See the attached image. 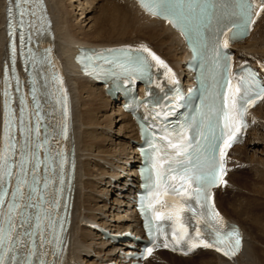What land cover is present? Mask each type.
Listing matches in <instances>:
<instances>
[{
  "label": "snow or ice",
  "instance_id": "6c2138e0",
  "mask_svg": "<svg viewBox=\"0 0 264 264\" xmlns=\"http://www.w3.org/2000/svg\"><path fill=\"white\" fill-rule=\"evenodd\" d=\"M139 2L151 14L163 16L185 34L194 33L197 44L193 49L194 54L208 47V37L205 33L215 26L216 41L213 51L217 58V67L222 68L215 85V103L210 108L211 115L207 122L210 135L202 133L204 143L197 141L193 146L188 142L184 132L175 140L161 137V140H165L166 147L150 142L153 151L149 156L151 166L146 185L148 191L142 203L149 230L151 232L154 228L156 232H163L161 222L171 221L172 243L165 239L164 248L171 247L172 250H176L182 243H187L188 251L197 247L213 248L231 258L240 250V233L236 228L224 231L223 218L215 211L212 203L211 189L225 183L227 149L238 142L239 135L247 129L245 117L249 108L254 106L257 100H264V84L250 70L241 69L239 73H233L231 65L227 63L230 57L224 55L222 64L219 49L228 48L230 40L246 34L255 23L253 16L259 17L264 12V0H139ZM29 5L32 7H28ZM41 8L42 0H14L13 7L7 9L10 28H13V9L19 17L22 46L25 26L32 27L34 24V21L26 18L37 16ZM223 19H227V25L223 24ZM12 34L13 32L9 33ZM221 34L224 37L222 40L219 38ZM12 53L14 73V46ZM141 53H146L147 56L140 55ZM149 57L157 66L165 68V75L175 82L171 69L150 49L143 46L135 50L118 49L111 57L103 59L106 64L119 69L110 71L109 75L140 76L146 75L151 67ZM92 63L94 65L95 61ZM91 71L96 73L97 69L92 67ZM13 78L17 79L19 91V80L15 76ZM8 79L6 68L4 130L0 146V264H50L44 259L48 254L44 251L45 244L52 243V240L46 241V230L52 231L56 243V249L52 253L54 256L61 251L59 246L62 240L60 232L55 229L56 217L53 215L55 208L60 205L59 197L57 196L55 201L47 199L50 180L47 172L49 157L45 145L48 141L45 139L41 143L39 140L38 111L35 113L37 117L35 130L26 123L27 105L23 97L20 99L21 108L17 123V117L11 108ZM55 79L60 83L63 92L62 80L59 77ZM35 101L33 89V102ZM57 103L62 108L60 135L67 140L70 115L66 93L62 99L57 100ZM33 131L36 134L35 139L32 137ZM17 132L21 138L19 140ZM40 150L45 152L43 159L40 158ZM57 155L60 157L61 170L59 182L60 185H64L65 156L63 151ZM41 165L45 168L43 178L40 176ZM68 184L70 188V179ZM56 191L59 194L62 189ZM192 201L195 202V206L190 203ZM196 208L207 209L208 214L205 215L204 211L197 213ZM189 211L196 224L194 235L189 230L188 217L185 216ZM202 224L206 225V229L200 227ZM207 229H211L215 239L205 238ZM63 230L61 220L60 231ZM37 236L38 243L35 239ZM159 246L154 241L153 245L146 249L145 258ZM183 254L186 255L187 252Z\"/></svg>",
  "mask_w": 264,
  "mask_h": 264
},
{
  "label": "bare ground",
  "instance_id": "6f19581e",
  "mask_svg": "<svg viewBox=\"0 0 264 264\" xmlns=\"http://www.w3.org/2000/svg\"><path fill=\"white\" fill-rule=\"evenodd\" d=\"M46 1L56 38L54 45H56L57 53L60 54L63 63L66 65L70 64V58L68 59L67 57L68 53H71L77 45L120 44L130 41L132 45L146 47L159 57L161 55L167 62L173 63L174 66L171 65V68L174 67L176 70L181 69L179 61L183 60V58H181L183 46L178 34L172 31L166 23L143 12L137 7L133 0H94L95 3L102 2L103 5L97 8L94 5L93 9L98 12L96 20H94L93 23L91 22L92 24L89 28L81 30L80 32H76L73 25L69 22L68 16L70 12L66 8L63 0ZM2 10L3 0H0V31L4 25ZM85 21L87 25L90 22H88V18ZM240 47H245L246 49L240 50ZM235 53L238 61L247 60L254 66L259 64L264 65V12L261 13L249 36L236 45ZM3 57L4 51H1L0 48V66ZM67 81H69L70 84L71 94V121L68 141L73 151L75 167L73 179V206L71 210L73 222L70 223L71 233H69L70 247L68 249L67 246L63 263L69 264L72 258L81 264H103L112 259L120 261L121 256L119 250L123 249L124 253L132 252V248L127 246V244H134L132 240L124 241L119 239L109 245H105L107 242L105 243V240L100 238L99 232H93L89 226H83V224L81 226L77 225V223L80 219L86 222L96 221L100 225H106L111 231L115 232V230H117L120 232L128 230L133 237L140 236L134 211L131 207H128L129 203L125 200L130 186H124L128 177L130 181H134L136 177V159L131 155V153L134 154L135 151L124 153V145L126 146L125 148L129 149L132 146L131 141L137 139L135 127L130 121L129 116L120 110V103H118L116 105L117 113L123 123H126L119 128V135L122 140L120 143H117L118 148L113 151V153L98 150L97 152L101 156L92 155L93 150L91 146L95 144L97 139H95L96 137L93 134L94 131H88V128L99 125L105 127L108 125L110 122L109 118L105 117L98 119L96 114L108 104V101L111 102L112 100L103 97L100 84L96 85L91 83L76 71H68ZM93 89H98L99 91L93 94L91 91ZM83 92H87L89 99L87 101H82L83 109L78 110V102ZM96 100H99L100 104L97 103ZM251 113H253L252 116H254V113L257 114V116L260 115V118L256 116L255 118H250L251 131L247 129L244 141L241 144L232 146L229 150V154H233V160H229V166H234V168L237 169L233 168L234 170L232 169L233 171H231L230 174L228 173L224 185L222 187L221 185L218 186L214 194V202L218 210H220L227 219L238 223L241 227L243 238L239 252L235 256L228 258L221 257L209 248H197L183 257L172 255L164 251H156L151 254L152 257H158L157 255L166 253L171 257L168 258L171 264H176V262L180 264H264V155L261 163L257 162L258 165H254V167L251 168L252 163H254V161L256 163L257 161L256 156L259 148L257 136L260 135L264 141V100L255 106L254 109L251 110ZM83 126H85V130L81 129ZM122 145L123 147H120ZM132 147L136 146L134 145ZM253 150H255V153H252L251 157L248 158L247 153ZM82 151L87 152L86 155L91 158L90 162L93 161V158H99V160H102L104 163L110 161V163H108L109 165L103 163L101 169L98 170L100 171L98 175L104 176L99 182L103 181V183L106 184V188L111 187L113 191L110 189V192L112 191L113 194L115 193L114 196L116 198L112 202L113 205L108 207L119 208L121 204V206H123V210L115 213L114 215L116 216L113 217L112 220L119 218L123 220L115 223L105 220L99 221L101 215L91 213L93 208L89 201L91 202L92 197L85 190L89 186H92V183L95 181L90 180H94L97 174L93 175L91 169L88 167V162L79 160L82 156L80 154ZM113 158L116 161L115 163L112 160ZM259 160H261V158ZM130 165L131 168H128ZM247 165H249V170L251 172L256 173V175L252 177L253 179L238 174L242 172L243 168ZM110 171L112 173H110ZM86 175L91 177L90 180H83V176L85 177ZM234 184L235 187L239 186L240 190L233 189V197L230 198V192ZM81 188L85 191L84 193L81 192ZM123 188L124 191L122 190ZM118 191H120V193ZM223 192L225 195L219 194ZM228 204L229 206H235L234 210L231 212L230 210H226V205ZM97 207L101 209V207L104 208L105 205ZM99 213L102 214L103 212L100 211ZM244 214L248 216L245 218L246 222L245 220L241 221L237 218V216ZM85 232H89L96 236L95 239L97 240L94 241V244L97 246H95V249L93 245H90L91 243L87 241L89 233ZM111 252L112 254L110 258H108L107 256H109L108 254ZM193 252L197 253L191 255ZM196 256H199V259L194 260ZM83 258H87V262H84ZM171 260L173 262H171ZM160 261V264H163L164 259H160ZM148 262L149 258L144 261V264H148Z\"/></svg>",
  "mask_w": 264,
  "mask_h": 264
},
{
  "label": "rangeland",
  "instance_id": "374dc122",
  "mask_svg": "<svg viewBox=\"0 0 264 264\" xmlns=\"http://www.w3.org/2000/svg\"><path fill=\"white\" fill-rule=\"evenodd\" d=\"M63 1H64L65 5H66V8L70 12L69 13L70 15L68 16L69 22L73 25V28H74V30L76 32H80L81 30L89 28V26L94 22V20H96V18L98 16V12L93 9L94 5L96 6V8L98 6H102L103 5L102 2H99V3L96 2L95 3L94 0H63ZM87 18H88V22L90 21L88 25L86 24V21H85ZM91 91H92L93 94H96V92L99 91V90L98 89L97 90L93 89ZM101 93H102L103 97L105 98V94L102 92V90H101ZM88 96L89 95L87 94V92L81 93V96H80L81 99H79L78 106H77L78 110H82L83 109V107H82V103L83 102L82 101H87L89 99ZM96 101H97V103L100 104L99 100H96ZM106 105L103 107L102 110L97 112L96 115H97L98 119H102V118H105V117L109 118L110 122L108 123V125L105 126V127L104 126L101 127V125H99V126H93L92 128H88V131H92V130L94 131L93 134L96 137L95 139H97V141H95V144H92V146H91V148L93 150L92 151L93 152L92 155L99 156L100 154L97 152L98 150H103V151H107L108 153L109 152L113 153V151H115L118 148L117 143H120L121 140H122L121 136L119 135V128H120V126H123L126 123H123L122 119L120 118V116L117 113V106H116L117 103L116 102H112L111 103V102L108 101V104H106ZM258 117L260 118V115H258ZM81 129L85 130V126L81 127ZM263 136H264V133H263ZM257 139L260 141V142L258 141V143H259L258 147L259 148H258V151H257L258 154L256 156L257 161H256V163H255V161H254V163H252L251 168H253L254 165H258L259 162L261 163V161L263 159V155H264V141L262 140V137L260 135L257 136ZM124 142H126V141H124ZM120 147H123V145L120 146ZM125 147L126 146L124 145V153H126L128 151L129 152L133 151L132 148L128 149V148H125ZM252 153L254 154L255 150H253L252 152H248L247 153L248 154V158L251 157ZM80 154L82 156L80 157L79 160L82 161V162H84V161L88 162L89 163L88 167L91 169L93 175L97 174V176L94 178V180H90L91 177L88 176V175H86L85 177L83 176V180H87L88 179L90 181H95L94 183H92V186H89L85 190L92 197L91 198L92 200H91V202L89 201V203H90V205H92V208H93L94 212L90 210L91 213H94V214H97V215L98 214L101 215L100 216L101 219L99 218L100 219L99 221L105 220V221H108V222H111V223H115L117 221L123 220L121 218L116 219V220L113 219L115 221L112 220V218L116 216V215H114L115 213L121 212L123 210V206H121L122 204L121 205L117 204V205H119V208H112V207L110 208V207H108L110 205H113L112 202L116 198L114 196L115 193L113 194V192H112L113 189L111 187H109V188L107 187L109 189L108 190L106 188V184H104L103 181L99 182L100 180L103 179L104 176L103 175L99 176L98 173L100 171H98V170L101 169V165L104 162L102 160H99V158H93V161L90 162L91 158L86 155L87 152L82 151ZM131 155L134 156V154H132V153H131ZM259 157L261 158V160H259L260 159ZM112 160L114 161V163L116 162L114 160V158ZM108 163H110V161H108L107 163H104V164L109 165ZM106 169H107V167H106ZM235 169H237V168H235ZM249 169H250V167H249V165H247L246 167L243 168L242 172H240L238 174H242V175H244L246 177H251V179H253L252 177H254L256 175V173L255 172H251ZM110 173H112V172L110 171ZM228 187H229V183H228ZM82 188H81V192L84 193L85 191ZM110 189L112 190L111 192H110ZM233 189L240 190V187L239 186L235 187V184L233 185L231 192L229 191L230 192V198L233 197V192H232ZM219 194L220 195H225L224 192L223 193H219ZM225 198H228V197H225ZM101 205L102 206L105 205L106 208L104 207L105 208L104 209V208L101 207V209H100V208L97 207V206H101ZM226 206H227L226 210H230V212L232 210H234V208H235V206H229V204L226 205ZM100 211H102L103 213L100 214L99 213ZM244 215L237 216V218L239 220H241V221H244L245 218L248 217L246 214H244ZM79 222L80 223H83V222L87 223L86 221H83L82 219H80ZM245 222H246V220H245ZM85 233H89V232H85ZM72 234H73V232H72ZM87 237H88L87 241L89 243H91L90 245H93V248L95 249L96 248L95 246H97V245L94 244V241L97 240V239H95L96 236H94L93 234L89 233ZM157 256L159 257V258L156 257L157 261L156 262H151V264H160V262H161L160 259L161 260L164 259L163 264H171V263H169V260H168V258H171V257H169L168 254L161 253V254H159ZM83 259H84V262L85 261L87 262V260H88L87 258H83ZM197 259H199V256L198 257L197 256L194 257V260H197ZM171 262H173V261L171 260ZM176 264H180V263L176 262Z\"/></svg>",
  "mask_w": 264,
  "mask_h": 264
}]
</instances>
